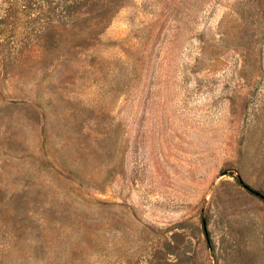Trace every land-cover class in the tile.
<instances>
[{"label": "rangeland", "instance_id": "obj_1", "mask_svg": "<svg viewBox=\"0 0 264 264\" xmlns=\"http://www.w3.org/2000/svg\"><path fill=\"white\" fill-rule=\"evenodd\" d=\"M264 0H0V264H264Z\"/></svg>", "mask_w": 264, "mask_h": 264}, {"label": "water", "instance_id": "obj_2", "mask_svg": "<svg viewBox=\"0 0 264 264\" xmlns=\"http://www.w3.org/2000/svg\"><path fill=\"white\" fill-rule=\"evenodd\" d=\"M263 199H264V197H263Z\"/></svg>", "mask_w": 264, "mask_h": 264}]
</instances>
